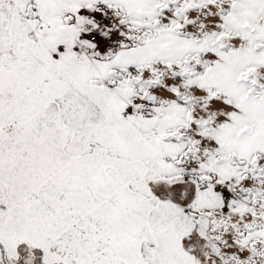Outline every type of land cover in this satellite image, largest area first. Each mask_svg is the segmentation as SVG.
Returning a JSON list of instances; mask_svg holds the SVG:
<instances>
[{"label": "snow or ice", "instance_id": "snow-or-ice-1", "mask_svg": "<svg viewBox=\"0 0 264 264\" xmlns=\"http://www.w3.org/2000/svg\"><path fill=\"white\" fill-rule=\"evenodd\" d=\"M0 264H264V0H0Z\"/></svg>", "mask_w": 264, "mask_h": 264}]
</instances>
